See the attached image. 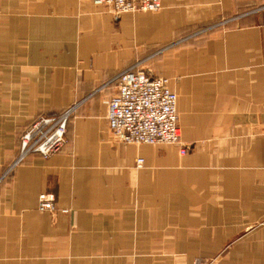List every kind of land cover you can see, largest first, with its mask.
<instances>
[{"label":"crops","instance_id":"1","mask_svg":"<svg viewBox=\"0 0 264 264\" xmlns=\"http://www.w3.org/2000/svg\"><path fill=\"white\" fill-rule=\"evenodd\" d=\"M162 1L0 0V264H264V0ZM135 65L170 81L187 154L111 131ZM72 108L63 150L17 164L34 121Z\"/></svg>","mask_w":264,"mask_h":264},{"label":"built area","instance_id":"2","mask_svg":"<svg viewBox=\"0 0 264 264\" xmlns=\"http://www.w3.org/2000/svg\"><path fill=\"white\" fill-rule=\"evenodd\" d=\"M97 5L110 8L117 16L136 12H156L163 8L162 0H94ZM264 10V5L254 12ZM116 95L108 104L107 119L116 139L125 145H175L181 153L188 149L182 145L179 125L178 96L170 81L155 76L151 71L135 65L119 74ZM75 108L59 117H41L34 121L20 138L17 164L28 156L38 154L47 159L63 150L68 143V123ZM138 161V165L143 164ZM41 212L56 211L55 197L42 194ZM191 264H217L215 259H196Z\"/></svg>","mask_w":264,"mask_h":264},{"label":"rangeland","instance_id":"3","mask_svg":"<svg viewBox=\"0 0 264 264\" xmlns=\"http://www.w3.org/2000/svg\"><path fill=\"white\" fill-rule=\"evenodd\" d=\"M258 1H260V0H258ZM259 7H262L261 5H259V6H257V7H254V9L255 10H257ZM252 10L251 9H249L247 12H245V13H250ZM244 13V14H245ZM116 15V14H115ZM232 20H234V19H232ZM232 20H226V21H223V22H221V23H217V24H215V23H213V24H211V26L209 25L208 27H206L205 29H203V30H200V31H196V32H193L192 34H188V33H186V34H181L177 39H175L176 41H174V42H172V43H170V44H168V45H166L165 47H163V52H165V51H168V50H170V49H173L174 47H177V46H179V45H181V44H184L186 41H188L189 39H191V38H195V37H200V36H203V35H205V34H208V32H210V31H212V30H214V29H216V28H218L219 27V25L221 24V25H227V24H229V23H231L232 22ZM149 60V59H148ZM148 60H146V62H144V63H147L148 62Z\"/></svg>","mask_w":264,"mask_h":264}]
</instances>
